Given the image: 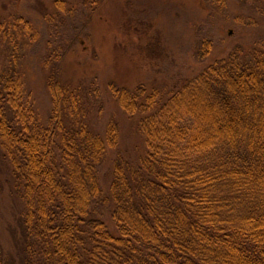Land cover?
I'll use <instances>...</instances> for the list:
<instances>
[{"label": "trees", "instance_id": "obj_1", "mask_svg": "<svg viewBox=\"0 0 264 264\" xmlns=\"http://www.w3.org/2000/svg\"><path fill=\"white\" fill-rule=\"evenodd\" d=\"M248 1L257 40L248 53L236 50L167 93L109 86L135 120L134 159L120 150L118 121L104 134L91 125L96 83H64L74 39L55 30L43 62L52 110L42 122L16 60L20 43L29 49L42 33L14 20L6 30L14 53L0 61V148L24 211L18 261L4 258L0 241V264H264V0ZM54 5L72 11L65 0ZM202 49L208 58L212 41Z\"/></svg>", "mask_w": 264, "mask_h": 264}, {"label": "rangeland", "instance_id": "obj_2", "mask_svg": "<svg viewBox=\"0 0 264 264\" xmlns=\"http://www.w3.org/2000/svg\"><path fill=\"white\" fill-rule=\"evenodd\" d=\"M55 1L0 0V61L7 66L14 53L7 28L21 16L31 20L42 39L29 49L20 43L15 59L37 113L46 123L52 99L43 62L51 30L73 38L61 69L64 83L89 90L96 83L100 97L91 125L104 134L110 121H118L120 150L132 159L142 142L136 135L135 120L129 119L111 97L110 85L131 90L143 85L149 91L167 93L178 80L187 81L236 50L248 53L257 41L255 28L246 21L252 8L247 0H65L72 10L69 13L57 10ZM206 39L212 41V51L201 59ZM114 162L116 153L111 152L101 168L105 194ZM23 211L12 167L0 148V241L9 262L18 261L14 245L21 236Z\"/></svg>", "mask_w": 264, "mask_h": 264}]
</instances>
